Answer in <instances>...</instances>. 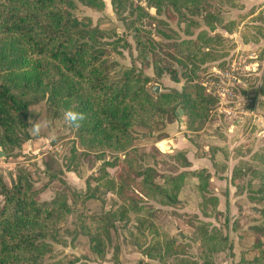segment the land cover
Instances as JSON below:
<instances>
[{
    "label": "trees",
    "instance_id": "16d2710c",
    "mask_svg": "<svg viewBox=\"0 0 264 264\" xmlns=\"http://www.w3.org/2000/svg\"><path fill=\"white\" fill-rule=\"evenodd\" d=\"M146 1L155 13L176 18L185 35H168L173 40L165 43L166 51H175L176 56L168 53L177 66L152 58L151 53L157 55L154 40L146 43L132 20L130 32L137 42L142 66L114 70L108 45L117 47L122 43L126 47L129 42L117 36L115 28L94 24L90 17L75 11L80 3L101 10L104 0H0V147L4 154L10 155L31 139L29 114L38 101L45 100L55 111L81 112L85 118L78 128L74 127L75 147L83 153L94 152L101 160L96 184L87 179L84 199H99L104 204L108 194L114 197L108 210L88 212L85 206L77 209L69 204L64 192L49 203L42 202L25 166L18 165L16 174L8 172L7 177L0 174V264H39L47 253L42 239L55 235L57 228L69 220L76 233L88 237L90 249L100 261L107 259L113 231L120 225L127 228L132 222V244L144 257L158 259L160 264H221V255H229L230 236L213 220L220 209L219 197L209 188L211 172L205 167L186 169L191 165L187 148L165 151L174 161V171L159 170L155 160L140 165L134 129L148 127L151 134L157 130L160 113H168L175 120L179 109L190 129H201L218 99L190 80L199 76L202 64L228 54L226 44L231 38L216 29L232 34L240 27L243 42L258 43L264 27L245 19L264 22V11L251 7L236 20L215 10L208 0ZM112 2L120 16L129 2L131 13L140 18L155 17L135 0ZM198 17L205 27H201ZM150 65L154 76L143 71ZM164 72L177 82L185 77L187 85L183 90L153 92L150 83ZM204 145L211 152L214 166L218 164L217 153H222L224 159L229 156L218 139H206ZM251 159L260 165L250 173L258 180L254 198L262 203L253 211L263 221L255 232L254 257L241 264H264V151H256ZM245 163L240 160L233 165V183L244 175ZM225 164H220L221 170ZM188 179L196 192L198 212L192 213L189 222L192 231L175 235L154 220L153 203L179 205ZM194 244L197 251L191 250Z\"/></svg>",
    "mask_w": 264,
    "mask_h": 264
},
{
    "label": "rangeland",
    "instance_id": "374dc122",
    "mask_svg": "<svg viewBox=\"0 0 264 264\" xmlns=\"http://www.w3.org/2000/svg\"><path fill=\"white\" fill-rule=\"evenodd\" d=\"M104 1L105 5L101 10H94L80 3L75 11L80 16L90 17L94 24L101 23L104 27L115 28L117 36L129 42L126 47L122 46V43H119L117 47H114L113 44L108 45L110 47L109 58L114 70L132 65L140 68L142 66L138 58L137 42L130 32L132 20H134V25L140 28L142 39L146 43L154 40L153 44L157 55L151 53L153 59L162 60L163 64L170 67L178 65L176 59L170 56L171 53L176 56L175 51H166L165 45L166 42L173 40L168 35L178 34L185 37L184 33L179 30L176 18L155 13V9L149 7L146 0L135 1L143 5L155 16L154 18H140L137 13H131L129 2L126 3V9L120 16L116 12V6L112 0ZM208 2L228 19L238 20V15L247 12L251 7H255L257 11H264V0H208ZM198 19L201 22V27H205L203 19L201 17ZM246 21L259 22L258 24L264 27V22L259 20L247 18ZM239 28L232 34L223 28L216 29V31L218 30L231 38L226 44L228 54L218 60L202 64L198 71L199 76L190 80L191 84H198L204 88L203 83L210 78V73L213 70L226 72L236 68L234 73L242 81L241 85L234 77L223 78L227 85L236 88V95L221 99L210 94L216 97L218 102L201 129H190L183 116L184 112L180 109L175 120H171L168 113H160L157 116L155 126L157 130L154 129L151 134L148 127L136 126L134 129L135 143H140V136L143 135L141 130L146 131L149 135V138L144 140L147 145L135 147L140 165L153 162V160L158 165L156 161L164 158L165 162L160 165V169L175 170L174 161L171 162L165 153V151L171 150V146L177 144L174 136L170 133L171 131H168L170 129L182 131L181 146L178 145L180 147L175 149L187 148L188 152H195V156L201 158L199 159V166H203L206 161L205 158L211 154L208 147L204 145L205 140L209 138L218 139L219 144L220 142L223 143V146L228 150L229 156L225 158L227 161L231 156H236L233 158L234 160H230V163L234 164L233 162L236 163L240 160L246 161L244 175L233 183L236 186L234 195L239 196L236 199V207L220 211L217 218L213 219L230 236L232 249L229 255H221L222 260L230 258L229 262L231 263L229 264H241L244 259L254 257L256 252L254 249L255 232L263 221L259 219L260 215L253 211L256 208H261L262 203L257 202L254 198L258 180L251 176L250 171L252 168L260 166L258 161L251 159L253 153L264 151V36L258 43H245L240 36ZM198 30L199 28L195 29V34L192 37H196ZM214 32L211 31L210 33L214 34ZM143 71L154 76L152 65L144 66ZM186 82L185 77L181 76V80L177 82L171 78L169 73L164 72L161 77L154 79L150 86L153 88V92L158 93L161 90H183L187 85ZM156 85L159 86L158 92L154 91ZM205 92L207 93L206 90ZM223 107L234 110L233 114L229 115L223 110ZM63 113L55 111L54 107L48 105L45 100L35 103L29 114V130L37 120L48 121V126L37 136L31 134V139L24 142L21 148L14 149L13 153L8 156L0 147V174L7 177L8 172L16 174L18 165L25 166L31 174L34 189L40 191L39 199L42 202L49 203L58 193L64 192L68 197L69 204L77 209L85 206L88 212L106 211L105 204L109 206L114 201L111 194L107 195L104 204L99 199L88 201L84 199L87 179L92 184H96L94 178L97 176L101 164L100 155L94 152L83 153L81 149L75 147L77 141L75 128L64 121ZM179 117L184 118L183 121H180ZM164 137L168 138L159 144L149 143ZM223 156L222 153L216 154L218 164L214 168L221 169L220 164L224 162ZM209 158L211 159V157ZM225 165L228 166L227 163ZM109 170L113 172L114 168L110 167ZM226 189L228 190L229 186L221 188L224 195H228ZM180 196L182 198L181 203L176 206H163L153 203L155 208L154 220L169 228L175 235L192 231L193 228L189 222L193 218L192 213L198 211L196 192L189 179ZM2 204L3 197L0 195V207ZM133 225V222L127 228L120 225V228L113 231L108 246L107 259L100 261L90 249L88 237L76 233L72 221L69 220L57 228L55 235L42 239L47 253L39 264H142L144 259L141 258V249L135 247L129 239V230L133 228ZM176 225H180L181 229L178 230ZM191 250L197 251V245H192ZM52 252L56 254L51 255Z\"/></svg>",
    "mask_w": 264,
    "mask_h": 264
},
{
    "label": "crops",
    "instance_id": "0c3cea01",
    "mask_svg": "<svg viewBox=\"0 0 264 264\" xmlns=\"http://www.w3.org/2000/svg\"><path fill=\"white\" fill-rule=\"evenodd\" d=\"M151 75V74H150ZM184 119V118H183ZM182 118H180V121H183ZM168 131H171L170 133H172L171 135L174 136V139L177 141V144H175V146H171V150L175 149L176 147H180L182 142V131L181 130H175V129H170ZM141 133H143V135H141V139L139 140L140 143H135L134 147H138V146H142V145H147L145 144V139L149 138V135L146 131L141 130ZM144 135H147L144 137ZM168 137H164V138H157V140H154L152 142H149L150 144H154V143H160L161 141L165 140ZM143 140V141H142ZM180 145V146H178ZM210 157V156H209ZM207 157L205 158V164L203 166H199L200 160L201 158H197L195 156V152H188L187 153V158L190 160L191 165L186 168V169H196V168H202L205 167L207 168L210 172H211V181H210V190L212 191V193L216 194L219 197V209L220 211H225L226 209H231L233 207H236V199L239 197L235 196L234 192L236 190V186L235 184L233 185V182L231 181V173H232V166L235 164V162H233L234 164L230 163V160H234L233 157H230L227 161V159H224V161L228 164V166H226V168L224 170L221 169H217L214 168L213 162L212 160ZM158 158V157H156ZM160 160V161H159ZM158 160V169L160 170V165L165 162L164 159L162 160L161 158ZM172 162V161H171ZM183 169V168H181ZM181 169L177 170L180 171ZM161 171H166V169H163ZM176 171V172H177ZM229 186L228 191V195H224L221 191V188ZM235 189V190H234ZM225 191V190H224ZM227 196V197H225ZM180 199L181 196H180ZM186 204V203H185ZM105 209H109V206L106 205ZM198 212V211H197ZM177 229L180 230V225H176ZM183 233V232H181ZM186 233H189V231H187ZM233 251V250H232ZM141 258L144 259V262L142 264H160V261L158 259H151V258H146L144 257L142 251H141ZM230 259V258H229ZM229 259L226 260L224 259L222 261L221 264H229L231 262H229Z\"/></svg>",
    "mask_w": 264,
    "mask_h": 264
},
{
    "label": "built area",
    "instance_id": "2783aa9c",
    "mask_svg": "<svg viewBox=\"0 0 264 264\" xmlns=\"http://www.w3.org/2000/svg\"><path fill=\"white\" fill-rule=\"evenodd\" d=\"M236 68H232L230 71L222 72L221 70H213V72L210 73V78L206 81H204V89L207 91V93L216 95L217 97H220L221 99H224L226 96L230 95H236V88L229 86L226 84V81L223 78L226 77H234L236 78L242 85V81L239 78L236 77L235 72ZM223 110L227 112L229 115H232L234 110L223 107ZM261 119V118H260Z\"/></svg>",
    "mask_w": 264,
    "mask_h": 264
},
{
    "label": "clouds",
    "instance_id": "9594fccd",
    "mask_svg": "<svg viewBox=\"0 0 264 264\" xmlns=\"http://www.w3.org/2000/svg\"><path fill=\"white\" fill-rule=\"evenodd\" d=\"M84 114L73 109H67L63 113L64 121L71 127L78 128L81 121L84 120ZM48 126V121L37 120L36 123L31 125V134L37 136L41 131Z\"/></svg>",
    "mask_w": 264,
    "mask_h": 264
},
{
    "label": "water",
    "instance_id": "95a60500",
    "mask_svg": "<svg viewBox=\"0 0 264 264\" xmlns=\"http://www.w3.org/2000/svg\"><path fill=\"white\" fill-rule=\"evenodd\" d=\"M154 91H156V92L159 91V86H158V85H156V86L154 87ZM180 110L182 111V109H180ZM1 153H3V151H1Z\"/></svg>",
    "mask_w": 264,
    "mask_h": 264
}]
</instances>
